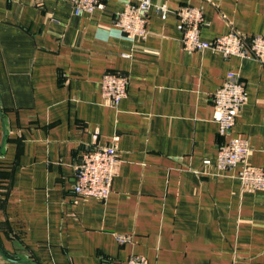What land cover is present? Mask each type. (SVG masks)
<instances>
[{
	"label": "crops",
	"instance_id": "0c3cea01",
	"mask_svg": "<svg viewBox=\"0 0 264 264\" xmlns=\"http://www.w3.org/2000/svg\"><path fill=\"white\" fill-rule=\"evenodd\" d=\"M147 36L125 39L123 0L75 15L62 0H0V251L32 264H264V189L215 162L213 94L229 73L247 101L231 137L264 168V63L189 53L176 11H203L201 39L264 34V0H151ZM169 13L162 19L158 6ZM108 72L129 77L118 108ZM117 143L106 202L74 193L81 156ZM210 165L206 166L205 162ZM130 236L121 245L117 236ZM0 264H13L0 255Z\"/></svg>",
	"mask_w": 264,
	"mask_h": 264
},
{
	"label": "built area",
	"instance_id": "2783aa9c",
	"mask_svg": "<svg viewBox=\"0 0 264 264\" xmlns=\"http://www.w3.org/2000/svg\"><path fill=\"white\" fill-rule=\"evenodd\" d=\"M69 2L75 15L92 14L106 8V0H62ZM124 9L117 15L115 24L122 36L130 41L147 36L148 14L151 0H123ZM162 19H166L169 10L166 5L158 6ZM178 28L182 33V45L189 53L211 50L224 58H252L264 63V34L244 36L237 31H230L213 41L201 39L205 24L203 11L191 5H183L177 11ZM102 96L113 108H118L126 98L129 89V77L125 74L108 72L102 79ZM247 101L244 83L238 75L229 73L224 84L213 94V119L218 125L221 144L218 148L215 166L221 171H235L241 166L237 177L242 187L255 191L264 189V168L254 167L249 162L251 146L247 139L231 137L236 126L237 117ZM112 146H96L81 156L75 169L74 193L80 197L94 198L106 202L113 188L118 166L117 143L115 137ZM205 165H210L209 161ZM127 235L117 236L119 244L131 242ZM129 264H148L144 257L134 256Z\"/></svg>",
	"mask_w": 264,
	"mask_h": 264
},
{
	"label": "water",
	"instance_id": "95a60500",
	"mask_svg": "<svg viewBox=\"0 0 264 264\" xmlns=\"http://www.w3.org/2000/svg\"><path fill=\"white\" fill-rule=\"evenodd\" d=\"M5 139H6V132L4 131V134H3V141H2V144H1V148H0V155H1V152H2V149H3V146H4ZM0 255H1L5 260H7L8 262L13 263V264H32V263H30V262H28V261H16V260L10 259V258H8L7 256H5L1 251H0Z\"/></svg>",
	"mask_w": 264,
	"mask_h": 264
}]
</instances>
